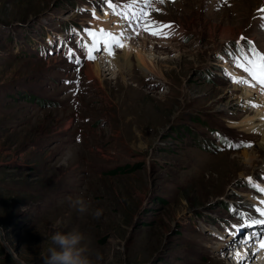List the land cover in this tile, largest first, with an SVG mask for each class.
<instances>
[{"label":"rangeland","instance_id":"obj_1","mask_svg":"<svg viewBox=\"0 0 264 264\" xmlns=\"http://www.w3.org/2000/svg\"><path fill=\"white\" fill-rule=\"evenodd\" d=\"M143 2L0 0V264H45L54 232L72 230L92 264H264V225L238 248L264 210V154L236 126L255 110L231 78L251 80L237 61L264 52V0H153L147 17ZM102 23L156 70L134 54L113 65L122 42ZM227 125L245 136L224 143L213 129Z\"/></svg>","mask_w":264,"mask_h":264},{"label":"bare ground","instance_id":"obj_2","mask_svg":"<svg viewBox=\"0 0 264 264\" xmlns=\"http://www.w3.org/2000/svg\"><path fill=\"white\" fill-rule=\"evenodd\" d=\"M105 25H103V23H102V27L104 28L106 33H111L113 36L116 35V38L120 39L122 42L121 53L120 54H113L112 58H110V62L113 65L115 64L116 67H118L120 69L126 68V70H129L130 55L134 54L136 61L138 63V66L144 72H149L152 69L156 70L155 66L149 61V59H147V57L145 58L141 53H138L137 52L138 50L134 49L132 47V44H130L126 41H122L121 37H122L124 31L120 30V27L118 25H114L112 27H110L109 24L108 25L105 24ZM121 28H122V26H121ZM105 48H108V46ZM104 60L105 59H103L102 62ZM87 66H88V68L86 69V74L91 76V77L98 79L99 81H101V78H100V75L102 72L101 67L105 66V64H103V63H101V64L100 63H94V64L89 63ZM248 80L250 83L245 85L246 90L241 95V97H242L241 101H243V100L246 101V103H248L249 105L254 107L255 111H253L252 114L247 113L236 126L245 130V131H250V132L254 133V135H256L257 139H258L257 147L264 154V93L260 92L259 85H257L256 87H252L251 84H253V81H251L250 79H248ZM258 105H259V107H257ZM244 153H245V160L253 161V155L249 154L248 152H244ZM246 235H248V232ZM252 237H254V236H252ZM243 242L245 243V241H243ZM245 244H248L249 246H251L253 244V242H252V240H249ZM259 248H261L260 245L257 249L256 248L252 249V251H255V253H256V252H258L257 250ZM242 252H244V254H249L248 251H246L245 249ZM263 254L264 253L262 252V255Z\"/></svg>","mask_w":264,"mask_h":264},{"label":"snow or ice","instance_id":"obj_3","mask_svg":"<svg viewBox=\"0 0 264 264\" xmlns=\"http://www.w3.org/2000/svg\"><path fill=\"white\" fill-rule=\"evenodd\" d=\"M136 0H131V3L128 4V7H131L132 4H134ZM153 0H144V3L146 6L151 7ZM160 3H163L164 0H159ZM107 3L109 7H112L115 9L116 5L113 3V0H107ZM262 12H264V9H261ZM93 15H95V11H93ZM141 15L144 17H147L149 13L141 11ZM172 26L170 24H163L159 21H151L150 24H145L144 30L150 31L151 35L157 36H167V32L159 31L158 28H171ZM261 27H264V24H261ZM89 35L95 37V33L90 32ZM101 35L106 36V43H116L120 44V41L114 37L111 33H104L101 32ZM241 39H245L244 37H241ZM122 46V45H121ZM92 49L89 50V59H95L94 56L91 55ZM248 51L250 52V55H244L241 60L237 61V67L240 68L243 73L247 74V77L251 78V81H254V84H251L252 87H256L259 85L260 92L264 93V52L258 51L254 46L249 48ZM109 54L111 55V51H109ZM233 79V82L240 83V84H249V80L247 78H236L231 77ZM239 146V145H237ZM250 146V145H247ZM250 180L252 178H249ZM254 187L257 188L259 192L264 193V187H260L258 185H254ZM261 204H264V201H261ZM256 212L259 213L261 217H264V210L257 208ZM253 225H264V219H258V220H252L251 222ZM260 247L264 248V233L260 234ZM239 255V253H237Z\"/></svg>","mask_w":264,"mask_h":264},{"label":"clouds","instance_id":"obj_4","mask_svg":"<svg viewBox=\"0 0 264 264\" xmlns=\"http://www.w3.org/2000/svg\"><path fill=\"white\" fill-rule=\"evenodd\" d=\"M75 203H80V201H75ZM96 214L99 215V212ZM50 239L54 247L48 248L45 264H92L84 254L85 248L82 242L85 237L78 230L67 233L56 231Z\"/></svg>","mask_w":264,"mask_h":264},{"label":"trees","instance_id":"obj_5","mask_svg":"<svg viewBox=\"0 0 264 264\" xmlns=\"http://www.w3.org/2000/svg\"><path fill=\"white\" fill-rule=\"evenodd\" d=\"M186 117H188L189 119H193L194 122H195L196 124H198L199 126H202V125H203V121H202V120L200 121L197 117L193 118V117H191V115H189V114H186ZM186 125H187V123L185 124V126H186ZM182 128L184 129V132H185L186 130H188V125H187L186 129H185L184 126H182ZM220 194H221V193H220Z\"/></svg>","mask_w":264,"mask_h":264},{"label":"water","instance_id":"obj_6","mask_svg":"<svg viewBox=\"0 0 264 264\" xmlns=\"http://www.w3.org/2000/svg\"><path fill=\"white\" fill-rule=\"evenodd\" d=\"M17 261V260H16ZM19 264H21L19 261H17Z\"/></svg>","mask_w":264,"mask_h":264}]
</instances>
